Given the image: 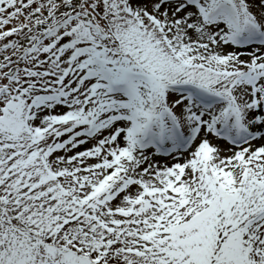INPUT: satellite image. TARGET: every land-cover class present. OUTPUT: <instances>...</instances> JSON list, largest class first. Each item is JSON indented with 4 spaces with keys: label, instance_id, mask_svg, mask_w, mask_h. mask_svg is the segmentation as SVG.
Segmentation results:
<instances>
[{
    "label": "snow or ice",
    "instance_id": "6c2138e0",
    "mask_svg": "<svg viewBox=\"0 0 264 264\" xmlns=\"http://www.w3.org/2000/svg\"><path fill=\"white\" fill-rule=\"evenodd\" d=\"M0 264H264V0H0Z\"/></svg>",
    "mask_w": 264,
    "mask_h": 264
}]
</instances>
